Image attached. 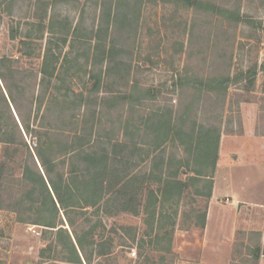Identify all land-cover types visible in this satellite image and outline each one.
I'll list each match as a JSON object with an SVG mask.
<instances>
[{
	"label": "rangeland",
	"instance_id": "rangeland-1",
	"mask_svg": "<svg viewBox=\"0 0 264 264\" xmlns=\"http://www.w3.org/2000/svg\"><path fill=\"white\" fill-rule=\"evenodd\" d=\"M102 1L0 0V57H11L25 73H39L50 46L58 56L57 72L70 73L72 88L82 90L91 67V32L102 24ZM120 1L131 7L118 9L116 28L105 38L106 45L113 38L115 51L112 62L105 60L101 66L106 73L102 88L90 96L100 104L85 108L86 117L93 109L100 112V134L115 140L125 139L122 128L128 121L129 131L140 127L131 137L151 142L150 126L158 115H171L176 122L182 118L186 128L210 127L213 137L219 133L213 181L221 146H229L232 152L223 159L230 168L225 182L244 197L263 199L264 0H199L215 10L179 0ZM165 148L166 156H183L177 142ZM2 149L0 144V157ZM134 153L131 169L148 170L146 152ZM18 156L3 174L7 201L23 188L18 163L24 153ZM193 165L197 167L192 162L191 169ZM198 187L201 194L190 187L181 199L159 206L154 222L142 208L134 215L118 210L113 201L98 210L60 211L52 219L55 227L44 225L50 218H41L38 203L31 211L0 208V264H264V206L244 207V228L236 230L231 246L212 243L201 248V216L211 196L201 183ZM94 225V236L85 234ZM167 232L171 252L157 242Z\"/></svg>",
	"mask_w": 264,
	"mask_h": 264
},
{
	"label": "trees",
	"instance_id": "trees-1",
	"mask_svg": "<svg viewBox=\"0 0 264 264\" xmlns=\"http://www.w3.org/2000/svg\"><path fill=\"white\" fill-rule=\"evenodd\" d=\"M179 1L196 8H217L199 0ZM124 5L131 7L120 0L102 1V24L91 32L94 40L89 58L91 67L82 90L72 88L70 73L57 72L58 56L53 54L50 46L45 50L39 73H25L11 57H0V144L3 145L0 208L31 211L38 203L41 218H50L49 221L45 219L44 225L55 227L52 219L60 211L66 215L70 210L86 211L88 207L98 210L107 201H113L120 206L118 210L134 215L142 208L154 222L159 206L174 198L181 199L190 187H195V192L201 194L198 187L201 183L207 190L205 195L211 196L218 131L213 137L210 127L192 124L186 128L180 121L182 118L176 122L171 115H158L150 126L154 134L151 142L131 137L139 134L140 127L134 125L137 131H129L128 121L122 128L125 139L115 140L100 134V112L93 109L90 118L85 115V108L100 104L90 96H94L104 84L106 73L101 66L105 60L112 62L115 51L113 38H110L109 45H106L105 38L109 33L112 36L111 30L116 28L119 19L117 11ZM134 6L138 9L139 1ZM15 36L12 32V37ZM120 98L125 100V96ZM100 102L105 103V100L102 98ZM176 142L182 147L183 156H166V144ZM137 150L146 152L150 168L135 173L131 168L135 165L132 160ZM23 153L18 163L23 188L7 201L3 194V174ZM192 162L197 163V167L193 165L191 169ZM205 168H210L211 172ZM201 218V227H204L206 213ZM67 219L72 225L73 220ZM99 223L103 226L100 220ZM94 227L85 234L94 236ZM75 238L82 250L80 238L77 235ZM69 242L77 257L74 242L71 239ZM157 242H163V251L171 252V233L158 236ZM100 253L105 254V251Z\"/></svg>",
	"mask_w": 264,
	"mask_h": 264
},
{
	"label": "crops",
	"instance_id": "crops-1",
	"mask_svg": "<svg viewBox=\"0 0 264 264\" xmlns=\"http://www.w3.org/2000/svg\"><path fill=\"white\" fill-rule=\"evenodd\" d=\"M229 152H232L229 146H221L219 163L207 207L205 225L202 228L203 238L200 244L201 248L213 244L231 246L236 230L244 228L243 221L241 220V213L244 207H247V204L264 206V198L258 200L255 198L249 199V196L248 198L244 197L242 191L239 194L236 193L229 183L225 182V172L229 168V164L223 159L226 158L225 156ZM220 173L222 174V178L224 177L222 184L218 181L217 177L220 176Z\"/></svg>",
	"mask_w": 264,
	"mask_h": 264
},
{
	"label": "built area",
	"instance_id": "built-area-1",
	"mask_svg": "<svg viewBox=\"0 0 264 264\" xmlns=\"http://www.w3.org/2000/svg\"><path fill=\"white\" fill-rule=\"evenodd\" d=\"M131 254H132V255H135V251H134V250H133V251H131Z\"/></svg>",
	"mask_w": 264,
	"mask_h": 264
}]
</instances>
